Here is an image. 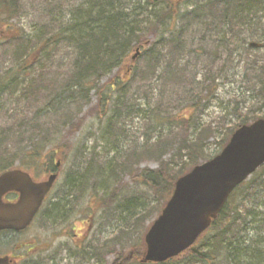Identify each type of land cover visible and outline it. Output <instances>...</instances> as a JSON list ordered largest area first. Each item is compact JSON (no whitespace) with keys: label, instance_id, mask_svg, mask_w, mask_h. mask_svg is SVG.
Masks as SVG:
<instances>
[{"label":"trees","instance_id":"1","mask_svg":"<svg viewBox=\"0 0 264 264\" xmlns=\"http://www.w3.org/2000/svg\"><path fill=\"white\" fill-rule=\"evenodd\" d=\"M34 1L0 0V30L12 28L10 24L16 26V21L31 17ZM65 1L70 3L75 0ZM63 2L64 0H42L46 8L38 14L40 22L33 26V35L25 36L19 31L11 38L0 37V47L7 45V48L12 46L14 49L11 64H4L12 68L4 73L0 70V114L5 112L3 106L7 101L13 100L16 106L31 101L32 97L35 101V92L39 89L36 81L49 70L61 69L70 60L69 78H65L59 92L36 111L33 121L23 120L18 126L14 125L4 132V138L0 136V149L3 151L4 148L7 149L5 138L13 139L12 145L19 143V147L13 152L8 153L7 149L6 154L0 155V174L13 169L18 161L20 169L37 174V167L45 158H50L49 163L53 164L57 152L64 155L67 146L60 135L61 130L73 127L70 118L64 117L58 126L48 131L37 130L41 126L34 122L51 120L60 115L61 111L65 114L68 102L74 103L79 96L84 102L89 101L91 93L96 92L99 102L97 107H100L98 115L104 114L103 121L100 122L107 142L104 159L111 170L106 173V187L111 185L110 179L119 171L116 168L119 161L130 150L121 146L125 135L118 126L123 116L131 118L135 115L143 122L147 120L150 134L157 141L154 146L145 149L150 150L158 145L156 153L155 149L151 151L158 156V162L163 160L167 152L172 153L174 164H164L169 162L167 161L158 170L141 171L139 186L152 195L146 201H137L140 198L138 194L122 200L118 197L121 195L119 192L110 194L111 201L120 200L129 219L134 220V226L130 228L135 229L138 218L143 217L140 218L141 221L147 218L142 215L150 210L147 209L149 204H158V208L152 211L157 209L159 214L162 212L173 194L178 178L220 153L239 126L264 118V55H261L264 54V0H79L77 5L70 7L67 14L63 11ZM35 8L36 15L37 7ZM56 12L59 17L54 15ZM205 33L206 37L202 35ZM187 34L195 36L197 46L194 44L192 47V39ZM252 43L257 46L252 47ZM141 46H147L139 55L140 60L144 61L143 70L141 65L134 66L129 78L121 80L119 74L130 53ZM205 46H211V49L213 46L216 57L218 52L225 53L230 58V71L234 69V57L238 56L237 68L242 65L245 68L243 74L241 68L236 73L242 86L240 94L253 104L245 115L237 113L234 125L222 140L217 141L218 149L214 154H208L203 144L204 139L208 138L204 137L212 127L211 124L202 125L192 115L184 116L178 124L176 122L178 119L174 116V107L192 102L193 97L181 102L178 99L180 95H174V98L164 104L166 96L163 95L150 113H147L128 103H122L116 96L124 85L138 82L147 84L148 79L149 84L156 86L158 90L161 87L159 83L162 84L163 81H171L176 86L182 84L184 75L181 68L190 66L193 69L189 59L194 56L193 60L199 62L201 55L198 50ZM208 60L211 61L212 58ZM116 71L119 73L110 83L100 86L104 78ZM192 81L196 86L193 92L197 95L202 93V87L206 97L212 94V91L204 87L205 83L194 82V79ZM205 81L209 82V78L205 77ZM247 94L252 97L247 98ZM187 95L188 92L181 94ZM148 105L153 106L149 101ZM110 108H114L112 113L109 112ZM173 124L179 127L181 137L175 132ZM215 131L216 129L211 136H217ZM24 140L25 145L20 147ZM175 140L176 144L173 143ZM132 148L137 151L136 147ZM111 154L114 158L108 160ZM90 164L91 161L84 178L79 171L71 181L72 176L67 175L64 193L55 202L49 201L51 206L48 204L50 207L44 210L48 222H66L69 209L70 213L73 209V193L81 191L83 187L86 190L92 182L91 178L100 182L103 175L101 168L94 172V167H90ZM53 169L56 171L54 165ZM102 186L105 189L103 184ZM98 187L96 185L92 189ZM94 193L96 195L98 191L95 190ZM131 221L126 223L128 227ZM6 234L12 235L10 232H2L0 236ZM27 256L26 260L30 258ZM80 256L84 258V262H89L93 254ZM137 263L141 264L140 261ZM190 263L264 264V165L233 191L219 217L193 248L180 257L161 264ZM114 264L130 263L119 255L118 262Z\"/></svg>","mask_w":264,"mask_h":264},{"label":"rangeland","instance_id":"2","mask_svg":"<svg viewBox=\"0 0 264 264\" xmlns=\"http://www.w3.org/2000/svg\"><path fill=\"white\" fill-rule=\"evenodd\" d=\"M34 2V6L31 9L32 16L29 18L24 17L22 20L16 21L17 27L12 23L10 24L12 28L8 27L6 30H0V37L11 38L17 35L19 31L25 36L34 34L33 26L36 22H40L38 14L46 8L42 0H35ZM78 3L79 0L70 3L64 0L63 11L67 14L70 7ZM35 6L37 7L36 15L34 14L36 9ZM54 15L59 17L58 12ZM198 31L201 32L200 30ZM202 35L204 36L206 33ZM187 36L192 39V47L194 44L196 46L198 45L194 41L195 36L190 34H187ZM196 39L197 41L199 40V38ZM1 46L0 70L4 73L12 68L4 64H11L14 49L12 46L8 48L7 45ZM143 47L144 48H142V46L139 47V51H142V53L146 50L147 46ZM210 47L211 46H205L202 47L201 50H198L201 55L199 62L193 60L194 56L192 59H189L190 63L193 64V69H190V66L181 68V73L184 75V82L182 84L176 86L171 81H163L162 84L159 83L161 87L158 90L156 86H151V84H149L148 79L147 84L138 82V84L124 85L122 89L117 92L116 96L120 98L122 103H128L131 107L140 108L150 113L151 109L156 106L155 104L159 102V98H162L163 95L166 96L164 100V104H166L174 98V95L181 96L184 92H188L187 96H179L178 99L182 102L183 99L193 97L191 100L192 102L181 103L179 107H174V116L178 119L176 122L178 124V121L184 116L192 115L202 125L211 124L212 127L204 137L208 138L204 139L203 144L208 154H214L218 149L217 141L222 140L230 127L234 125L237 119L235 118L237 113L245 115L253 104L240 94L242 86L237 79L236 73L239 71V68H241V74H243L245 68H243V65L237 68L239 62L238 56L236 55L234 57V69L230 71L231 67L228 65L230 58L222 52H218V57H216L213 46L212 49ZM137 49L135 48L130 53L124 64L123 71L119 74L123 81L129 78L131 69H133L134 66L141 65L142 70L145 66L143 64L144 61H141L140 57L135 59ZM208 58H212L211 61L214 63L212 64ZM69 64L70 60L65 63V66L61 69H52L51 72L50 70L49 72H45L42 78L36 81L37 88L39 89L35 92V101L32 97L31 101H27L25 104H18V106L14 104L13 100L7 101L4 104L3 110L5 112L0 114V136L4 138V132L11 129L14 125L18 126L19 122L23 120L33 121L36 116V111L42 106L44 107L46 103L59 92V89L65 81L64 79L69 78ZM245 66L246 63L244 64V67ZM36 67H34V69H36ZM117 73H119V71L104 78L100 86L110 83L109 81L116 76ZM234 74L236 75L233 76ZM205 77L209 78V82L205 81ZM2 78L4 77L2 76ZM192 79H194V82L199 81L205 83L204 87L212 91V94H209L211 97H206L207 94H205L203 87L202 91H200L202 93L197 95L196 92H193V90H196V86L192 83ZM249 96L252 97V95L247 94V98H249ZM197 97L201 101H199ZM88 100L89 101L84 102L82 97L79 96L74 103H67L69 107L64 111L65 114L61 111L60 115L53 117L51 120H36L34 122L41 126L37 129L41 131L53 129V127L59 125L64 117L66 119V116L70 118L69 121L73 122V127H67L65 130H61V140L63 139L67 146L64 155H62L61 152H57L53 159V164L49 163L50 158H45L43 163L38 165V167L36 166L38 168L37 178L43 180L48 177V174L43 173L46 166L50 169L53 165L56 166L60 164V175L50 196V201L54 202L56 201L54 199H57L65 191L67 175L72 176L70 179L71 181L73 176L77 177L79 171L83 174L82 177L84 178L89 161H91L90 167H94V172H96L97 168H101V173L103 175L99 180L100 182L97 183L91 178L92 182L89 183L86 190L85 187H83L81 191L76 190V192L73 193L71 198L74 199L73 205L71 206L73 209L71 213L69 209V216L66 222H48L45 219L46 217L44 218L46 214L42 212L33 226L20 235L6 234L5 236H0V256L10 255L15 259L17 264H35L36 262L40 264V261L43 263L44 260L46 264L50 259L53 260L51 264H111L112 262V264H114L118 262L119 255L120 258L123 257L130 264H138L139 258L144 259L143 252L146 250L144 238L151 229L153 223L160 216L157 209L152 211L154 208H158V204H149L147 209L150 210H147L142 215L147 218L142 221L141 219L143 217H140L141 219L138 218L137 226L135 229H132L130 227L134 226V220L131 221V219H129L130 217H128V214L125 212L126 209L120 205V200L127 199L137 194L140 195L137 201H140V199H145L146 201L148 197H152L147 189L139 186L140 173L144 169L158 170L161 164L167 161L169 162L164 164H174L173 157L171 158L172 153L171 151L167 152L163 160L158 162V156L154 154L156 153V146L158 145L148 150L155 145L157 140L153 138V134H150L148 123H146L147 120L143 122L141 118L135 115H132L131 118L123 116L118 126L125 135V139L121 141V146L130 150L126 151V156L119 161L116 166L119 171L110 179L112 182L111 185L106 187L105 181L108 177L106 173H110L111 170L104 159L106 155L105 144H107V142L105 141L106 138L103 130L100 127V122L103 121L104 114L101 116L98 115L100 107H97L99 102L96 92H92ZM148 101L153 106H149ZM235 108H237V111H235ZM112 111H114V108H110L109 112L112 113ZM173 127L175 132L178 133V136L181 137L182 133L179 127L174 124ZM214 129H216V137L211 136ZM177 140L173 143L176 144ZM12 141L13 139L8 140L5 138V147L10 151H8V153L13 152L19 147L17 145L19 143L12 145ZM6 144L8 146H6ZM23 145H25V140L20 147H23ZM132 147H136L137 151H134ZM7 149L4 148V151L0 149V155L3 156L6 154L5 151ZM153 150L154 153L151 152ZM134 153L135 155H132ZM113 158L114 155L111 154L108 160ZM92 159H95V161ZM14 168H19V161ZM123 168L125 170H123ZM120 169L122 170L120 171ZM102 184L105 186V189ZM96 185H99L102 189L99 190V187L92 189V187H96ZM95 190L98 191L96 195L94 193ZM116 192L121 194L118 195L121 199L111 201L110 194ZM48 204L51 206L50 202ZM48 204L45 206L46 209L50 207ZM64 213H66V211ZM130 221L131 225L128 227L127 224ZM80 254L82 256L93 254L92 260L84 262L85 260ZM26 255H29L30 258L27 260L20 258ZM181 260L182 258L179 259V261Z\"/></svg>","mask_w":264,"mask_h":264},{"label":"water","instance_id":"3","mask_svg":"<svg viewBox=\"0 0 264 264\" xmlns=\"http://www.w3.org/2000/svg\"><path fill=\"white\" fill-rule=\"evenodd\" d=\"M255 45V44H253ZM264 165V120L241 126L223 151L178 179L171 199L148 231L143 263H163L188 250L211 226L238 185ZM57 175L36 183L22 170L0 175V232L25 230L40 210ZM16 203H6L9 193ZM0 264H16L8 256Z\"/></svg>","mask_w":264,"mask_h":264},{"label":"flooded vegetation","instance_id":"4","mask_svg":"<svg viewBox=\"0 0 264 264\" xmlns=\"http://www.w3.org/2000/svg\"><path fill=\"white\" fill-rule=\"evenodd\" d=\"M51 173H53L52 171H50L48 174H51ZM47 252H50V251H47ZM41 260V259H40ZM53 262V260L52 259H50L46 264H51ZM42 262L40 261V264H41ZM113 263V262H112ZM111 263V264H112ZM35 264H39V262H36ZM42 264H45V260H44V262L42 263Z\"/></svg>","mask_w":264,"mask_h":264}]
</instances>
